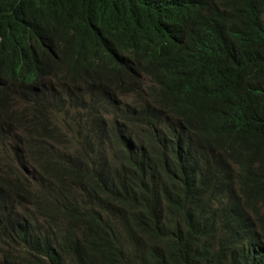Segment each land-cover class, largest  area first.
<instances>
[{
  "label": "trees",
  "instance_id": "trees-1",
  "mask_svg": "<svg viewBox=\"0 0 264 264\" xmlns=\"http://www.w3.org/2000/svg\"><path fill=\"white\" fill-rule=\"evenodd\" d=\"M1 6L8 22L0 28V98L18 93L29 117L13 125L12 136H0V245L17 248L0 250V264H204L187 248L197 237L187 232L191 205L152 150L150 160L137 156L127 173L99 161L89 169L108 130L101 107L85 100L93 95L107 103L116 92V99L140 98L126 84L139 65L107 45L114 35L143 38L136 46L147 55L157 44L179 48L183 63L162 54L156 85L145 94L204 133L208 146L239 144L246 200L264 204V0H4ZM66 32L82 39L63 81L74 105L46 81L53 58L42 46L50 35L65 41ZM73 107L87 111L91 131L76 130ZM162 203L172 221L159 217ZM252 216L264 233V212ZM78 218L79 241L54 235L62 221ZM154 243L164 250L154 252ZM85 250L87 258L77 262Z\"/></svg>",
  "mask_w": 264,
  "mask_h": 264
},
{
  "label": "clouds",
  "instance_id": "clouds-1",
  "mask_svg": "<svg viewBox=\"0 0 264 264\" xmlns=\"http://www.w3.org/2000/svg\"><path fill=\"white\" fill-rule=\"evenodd\" d=\"M3 1L0 0V28L8 22V15L1 6ZM66 33L65 41L54 42L50 35L42 46L51 51L53 58L51 73L46 81L50 87H54L57 95L74 105L76 102L67 96L66 90L69 88L63 81L68 56L82 48V39ZM142 40L143 38L138 36L114 35L107 44L123 59L139 65L134 70V80L126 84L128 93L139 95L140 98L134 100L133 96H129L116 99L120 95L116 92V96L107 99V103L93 95L85 100V105L101 107L100 109L104 111L101 113L102 118L108 130V136L100 134L104 136L102 140H98L100 146L94 147L101 148L105 143V149L100 153L97 152L100 148L93 150L96 153V158L94 157L96 160L89 169L92 170L94 164L99 161L103 167H121L127 173V169H130L131 163H135L134 159L137 156L146 154L150 160L152 150L155 153L154 160H160L171 172L176 190L185 195L191 205L187 232L196 231L197 236L195 241H187L191 256H201L204 264H264V233L252 216L256 211L263 213L264 204L246 200L248 193L246 185L238 176L240 145L212 148L204 142V133L193 130L182 118L168 109L151 103V98L145 91L146 88L156 85L162 67L160 56L167 55L173 65H180L183 62L176 46L164 45L159 50L157 44L153 55L142 53L136 46ZM13 102H17L21 110L13 106ZM24 106L18 93L8 92L4 98H0L2 138L8 134L12 136L13 132L18 131L13 125L20 123L25 117L22 115ZM14 108L17 109L16 113H12ZM86 112L84 109L77 110L74 107L70 110L78 123L76 130L91 131L90 119L87 118ZM17 137H20L19 132ZM160 210L159 217L163 221L165 219L172 221L166 203L161 204ZM83 229L82 219L78 218L73 224L69 220L62 221L56 232L55 230L53 232L61 240L79 241ZM176 240L184 246L178 239ZM9 245H0V250H15L16 247L10 242ZM156 247L154 243L152 246L154 252L164 250L160 246ZM210 251L216 252L217 256L203 255L204 252L211 253ZM88 253L87 250L85 253L78 252L75 260L80 262L82 256L87 258Z\"/></svg>",
  "mask_w": 264,
  "mask_h": 264
},
{
  "label": "rangeland",
  "instance_id": "rangeland-1",
  "mask_svg": "<svg viewBox=\"0 0 264 264\" xmlns=\"http://www.w3.org/2000/svg\"><path fill=\"white\" fill-rule=\"evenodd\" d=\"M12 105L15 106V107H17L19 110H21V106H20L17 102H13ZM22 115L25 116L26 119L29 117L28 112H27L26 109L22 112ZM19 138H20L21 141H22V142L19 144V145H20V150H19V152L22 153L24 139L22 138V136H20ZM104 149H105V143L102 145V147H101L97 152H98V153L103 152Z\"/></svg>",
  "mask_w": 264,
  "mask_h": 264
}]
</instances>
